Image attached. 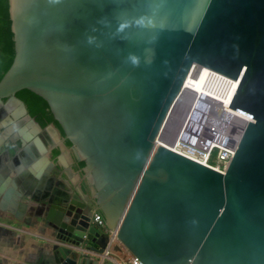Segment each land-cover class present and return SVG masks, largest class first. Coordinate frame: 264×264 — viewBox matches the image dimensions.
<instances>
[{
    "label": "water",
    "instance_id": "1",
    "mask_svg": "<svg viewBox=\"0 0 264 264\" xmlns=\"http://www.w3.org/2000/svg\"><path fill=\"white\" fill-rule=\"evenodd\" d=\"M8 14L0 105L23 90L48 103L105 221L81 228L78 209L71 224L69 195L15 179L42 212L25 225L45 227V264H117L102 257L113 233L143 264H264V0H8ZM194 68L240 81L228 108L252 120L224 174L156 144Z\"/></svg>",
    "mask_w": 264,
    "mask_h": 264
},
{
    "label": "flooded vegetation",
    "instance_id": "2",
    "mask_svg": "<svg viewBox=\"0 0 264 264\" xmlns=\"http://www.w3.org/2000/svg\"><path fill=\"white\" fill-rule=\"evenodd\" d=\"M19 93L15 97L21 102L15 103L4 100L5 104L0 105V171L11 173L18 191L16 198L19 205L27 210L28 216L22 222L23 228L36 231L41 235L46 231L45 227L37 229L25 225H33V223L41 221L35 216L41 215L42 212L38 207L31 211L28 208L33 203L23 197L19 198V185L15 182V179H20L22 184L24 183V179L21 178L20 174L22 169H27L24 171L32 170L31 172L34 174L28 175L27 178L33 177L35 182L33 191L37 189L42 196L44 194V186L49 182V195L45 194V196L58 198L57 196L66 197V195H69V206L74 210L73 215L71 214L70 217L71 224L77 222V219H81L76 213L79 209L80 212H87L83 218V224L80 225L81 228L84 225L88 228L98 226L94 216L100 211L94 208L95 200L91 193L90 182L83 172L84 164L83 166L80 165L83 162L75 160L70 151L71 146L64 140L63 133L55 120L43 126L40 121L31 115L27 103L21 98ZM50 125L52 127L49 128L48 126ZM35 164L40 168L39 177L32 169ZM1 180L2 178L0 177ZM32 183L33 181L30 182L31 185ZM26 187L27 190L31 189L30 186ZM40 187L41 190H38ZM44 203L46 202L44 201ZM44 203L39 202L36 206L43 208L46 206ZM77 225H79V221ZM100 231L103 233L102 230Z\"/></svg>",
    "mask_w": 264,
    "mask_h": 264
},
{
    "label": "built area",
    "instance_id": "3",
    "mask_svg": "<svg viewBox=\"0 0 264 264\" xmlns=\"http://www.w3.org/2000/svg\"><path fill=\"white\" fill-rule=\"evenodd\" d=\"M199 69L201 68H194L187 76L176 106L156 144L224 174L235 156L246 127L252 120L228 108L235 93L233 86L236 83L239 85L238 80L206 68L207 74L201 84L203 92H196V95L191 85H194L192 82L196 83L202 79V73L198 76ZM187 99H194L195 102L188 103ZM182 112L179 123L178 117ZM176 120L179 125L173 131L172 122L176 123ZM170 136L172 138L168 139ZM94 220L105 226V221L97 213ZM113 240L121 244L114 233L111 238V241ZM112 254L108 249L102 257L114 258ZM120 264L143 263L132 255L129 260Z\"/></svg>",
    "mask_w": 264,
    "mask_h": 264
},
{
    "label": "crops",
    "instance_id": "4",
    "mask_svg": "<svg viewBox=\"0 0 264 264\" xmlns=\"http://www.w3.org/2000/svg\"><path fill=\"white\" fill-rule=\"evenodd\" d=\"M24 170L27 169H22L20 174L25 182L27 176L34 173L30 169ZM0 177V264H45L51 250L49 239L23 228L22 222L28 213L20 207L16 198L18 191L11 173L0 171ZM111 246L119 247L118 251H112L117 264L131 258V253L118 241H111Z\"/></svg>",
    "mask_w": 264,
    "mask_h": 264
},
{
    "label": "trees",
    "instance_id": "5",
    "mask_svg": "<svg viewBox=\"0 0 264 264\" xmlns=\"http://www.w3.org/2000/svg\"><path fill=\"white\" fill-rule=\"evenodd\" d=\"M11 21L8 14V0H0V81L13 64L14 48ZM27 103L31 115L42 123L43 126L54 121V116L48 103L29 90L19 93ZM83 166V163H80Z\"/></svg>",
    "mask_w": 264,
    "mask_h": 264
},
{
    "label": "bare ground",
    "instance_id": "6",
    "mask_svg": "<svg viewBox=\"0 0 264 264\" xmlns=\"http://www.w3.org/2000/svg\"><path fill=\"white\" fill-rule=\"evenodd\" d=\"M203 69H205L203 72H202V70ZM200 70V72L198 73L199 75L198 76H200L201 75V73H202V79L199 81V82H196V83H194V82H192L194 85H191V87H192V90L196 93V92H200V93H202L203 91H201V84H202V81L204 80V78H205V76H206V74H207V71H206V68H201V69H199ZM237 86H238V83H236L234 86H233V92H235V90H236V88H237ZM196 95H197V93H196ZM186 99V98H185ZM193 102H195V100L193 99L192 101H191V104H193ZM227 103V102H226Z\"/></svg>",
    "mask_w": 264,
    "mask_h": 264
},
{
    "label": "rangeland",
    "instance_id": "7",
    "mask_svg": "<svg viewBox=\"0 0 264 264\" xmlns=\"http://www.w3.org/2000/svg\"><path fill=\"white\" fill-rule=\"evenodd\" d=\"M190 101H191V100L188 101V99H187V102H188V103H190ZM182 115H183V112L180 113V115H179V117H178V119H179V123H180V119L182 118ZM172 125H174V127H173V128H174L173 131H174V130H176V128L178 127L179 124H178V122H177V120H176V123H175V121H174V122H172ZM171 138H172V136H170L168 139H171Z\"/></svg>",
    "mask_w": 264,
    "mask_h": 264
}]
</instances>
